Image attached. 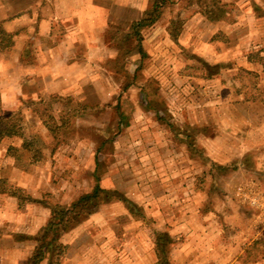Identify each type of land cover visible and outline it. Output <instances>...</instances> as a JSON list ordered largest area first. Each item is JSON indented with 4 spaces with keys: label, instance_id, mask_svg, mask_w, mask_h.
Returning <instances> with one entry per match:
<instances>
[{
    "label": "rangeland",
    "instance_id": "1",
    "mask_svg": "<svg viewBox=\"0 0 264 264\" xmlns=\"http://www.w3.org/2000/svg\"><path fill=\"white\" fill-rule=\"evenodd\" d=\"M109 1L105 2L106 7ZM149 2L141 1L143 10ZM222 2L234 5L230 17L233 24L214 25L200 15L190 18L191 12L188 11L184 16L188 20L180 29L176 41L170 39L169 20L173 14H178L181 7L167 11L163 19L144 35L148 57L142 62L137 83L148 84L158 92L154 99L168 119L175 118L181 127V117L187 118L191 126L204 129L206 134L203 132L200 135L198 143L213 159L224 164L239 161L246 165L239 171V183L232 192L234 205L253 211L246 220H239L237 214L233 215L231 248L241 255L255 244L260 247L264 244V217L238 197L239 190L247 186L251 187V197L257 198V193L264 196V0ZM99 4L102 7L90 6L81 10L88 11L85 17L89 23L83 24L88 25V31L84 36L92 37L96 45L100 40L101 50L104 38L97 39L98 35L106 33L110 37L113 33L107 29V8L103 7V1ZM253 5L257 12L252 9ZM182 19L180 13L176 23H181ZM13 36L9 35L8 48L0 52V85L13 88L7 92L0 90V97L4 100L3 113L20 118L23 141H31L32 148L19 151L14 158L7 156L8 143L0 147V242L3 241L0 243V264H26L32 249L29 237L38 234L49 215L48 209L41 203L71 204L95 187V170L100 185L123 193L141 209L144 220L136 221L121 203L115 202L100 207L84 225L67 231L59 228L60 264H153V232L169 228L172 235L182 233L190 237L189 245L206 244L212 247L209 235L213 237L215 234L211 229L213 222L209 227L198 229L197 225L201 222H192L190 217L185 216L193 212L185 210V205H190L189 191L198 177L207 178L203 174L207 166L195 163L167 129L155 121L140 90L131 91L124 100L123 111L133 115L132 126L116 137L111 127L116 125L117 117L111 110L75 119L72 109L75 103L86 101V97L89 101L96 100L94 94L101 89L105 90L106 96H110L109 99L117 98L120 92L118 82L100 71L97 61H101V56L97 51L69 56L75 60V64L69 67L71 69L63 70L61 64L70 60L68 56L56 63V71L45 68V74L58 77L60 81L68 73L73 75L82 70V78L78 86H74L73 94L64 98L45 91L39 69L33 67L25 72L21 65L13 61L17 59L10 57ZM106 41L109 43L108 37ZM91 42L93 44L92 39ZM112 55L113 52L107 51V58ZM247 55L252 56L250 60L255 65L247 64ZM35 59L30 55L26 61L32 63ZM138 61V54H132L127 71L132 73L138 68ZM199 61L203 63L200 65ZM239 69L257 71L254 73L259 74L258 87H254L252 76L243 72L242 81L238 84L241 95L236 94L237 85L235 92H231L233 76L238 74ZM217 71V75L221 74L229 81L220 85L214 78L205 79ZM85 73L91 74L88 77L84 76ZM71 79L77 80L75 77L68 80ZM21 87L28 92L22 98L16 90ZM36 95L38 98L45 96L47 100L60 99L50 104V111L57 119L55 126L62 125L56 130L55 138L50 133L48 137L39 133V130L47 129L41 127V121L35 120L38 107L23 100L34 99ZM224 97L237 98L239 104L225 107ZM238 131L244 133L242 137L237 136ZM105 132L107 137L103 136ZM104 138L107 143L98 150ZM228 205L231 208L230 202ZM217 210L222 216L229 212L219 207ZM215 228H219L217 223ZM23 239L24 244H17ZM192 253L185 258L180 251L175 256L176 263L193 260L196 256ZM219 255L213 254L209 262L219 264L222 259ZM201 257L202 261L209 260L205 252L201 253ZM261 257V253H254L241 264H253ZM228 261L229 264H237L236 258L229 257Z\"/></svg>",
    "mask_w": 264,
    "mask_h": 264
},
{
    "label": "trees",
    "instance_id": "2",
    "mask_svg": "<svg viewBox=\"0 0 264 264\" xmlns=\"http://www.w3.org/2000/svg\"><path fill=\"white\" fill-rule=\"evenodd\" d=\"M149 1L148 7L141 13L140 17L136 21L130 23L122 29L115 26H109L107 29L110 31L112 30L113 33L110 37L105 33L103 47L101 48L102 55L100 63L102 70H104L107 75L112 76L113 80L117 81L118 84L121 85L118 97L115 101L104 104L77 102L72 108L74 109V118H79V116L99 115L107 110H111L117 117L116 125L111 127V130L114 131V136L117 137L122 131H125L132 126L131 119H133V115H127L124 113V100L128 98L127 95L131 91L140 90V94L145 99L146 108L148 111L153 112L156 119L155 121L167 129V132L172 135L173 140L185 149L186 153L193 158L192 160L195 161V163L199 162L201 165L207 166L206 171L203 172V174H206L205 176L207 178L201 176L198 177L194 186H192L189 191L190 195H188V197L190 196V205L189 207H186L185 205V210L190 209L193 212L192 214H185V216L190 217L192 222L200 221L201 223L197 225L198 229L206 226L209 227L211 221L213 222L214 225L211 229L215 234L213 237L209 235L210 243L213 244L211 250L209 251L206 249L208 247L206 244H198L196 246L189 245L190 242L188 241L190 237H187L182 233L172 235L170 228L168 230H160L155 233L153 232V255L155 258V262L153 264H177L175 256L180 251L185 255V258H189L188 255L192 252V254L196 256L193 260H185L184 264H211L212 262H209V258L213 257V254H220L219 256H222L219 264H229V257L231 259L236 258L237 264H241V262L248 261L249 257L254 253H261L262 257L254 261L253 264H263L264 244L262 247L255 244L251 249L245 251L241 255H239L235 249L231 248V238L234 233L232 232L233 215L237 214L239 220H246L253 213V211L248 207L243 208L242 206L234 205V200L232 199L233 189L239 183V171L245 168L246 165L241 164L239 161L224 164L220 163L218 159H213L204 147L198 143V138H201L200 135L205 132L204 129H200L199 127L198 129L197 127L191 126L187 118L181 117V127L180 124L176 122L177 120L175 118L168 119L167 116L162 113V110L158 108L160 104L154 99L155 94L158 96V92L153 91L150 86L148 87V84L137 83L138 73L142 62L148 57L144 44V35L163 19L167 11H171L174 7H181V10H178V14H173V17L169 20V27H171V30L169 31L170 39L172 41H176L178 35L181 33L180 29L186 23L185 21L188 20V18H184L188 11L191 12L190 18L195 15H200L214 25H231L233 22L230 21V17L233 15L234 5L225 4L222 0ZM252 9L255 10L254 5L252 6ZM255 12L257 11L255 10ZM180 13L181 18L183 19L179 25L177 24V19ZM2 25L3 23L0 22V51L8 48L9 46L7 43L9 35L5 33ZM107 37L109 38V43L106 41ZM107 51L108 53L113 52L112 57L107 58ZM133 53H136L139 56L137 64L139 67L136 68L133 73H130L127 71L126 66L130 63V57ZM122 57H124V60ZM251 57L247 55V64L255 65V63L250 60ZM200 63L203 62L199 61V64ZM208 68V65H206V69ZM109 70L111 72H109ZM243 72L244 74L247 73L246 75L252 76L251 79L254 82V87H258V84L260 83L259 74L254 73L257 71L252 72L239 69L238 74L233 76L231 92H235L234 87L237 85L236 94L241 95V93H239L240 89L238 84L242 81L241 74ZM217 74L218 71L216 74L206 76L205 79L214 78L219 81L220 85L224 81L228 80L227 78L224 79L221 74ZM48 96L51 97L50 95ZM56 100L60 99H56L55 97L52 100H47L44 96L39 97L38 101L35 103L36 107H38L36 114L41 121L42 126L47 129L53 138L57 135L56 130L62 128V125L59 127L55 126L57 119L50 111L51 102L53 103V101ZM238 100L239 99L237 98L228 99L224 97L223 105L225 107H228V105L237 106L239 104ZM258 100H253V102H258ZM67 126L68 125H66L65 128ZM238 128L239 127H237V129ZM243 134V132H237V136L242 137ZM103 136L107 137L106 132ZM23 137L20 118L18 119L16 116H6L3 113V104L0 97V147L3 143H8L7 156L15 158L19 151H28L32 148V143H30L31 141L25 142L23 141ZM106 140L107 139L105 138L103 139V142L99 146L100 148H97L98 150L102 149L106 145ZM18 141H20L19 146H17ZM97 164L98 163L96 162L95 165L98 166ZM97 173V170H95V187L92 190L81 194L71 204L64 206L62 204L52 205L45 202L41 203V205L48 209L49 215L47 223L37 232L38 234L33 237H29V240L32 241V249L31 255L26 261V264H60L61 245L59 228L67 231L79 225H84L102 206L119 202L133 219L136 221L144 220L141 209L133 201L125 197L123 193L116 189H109L101 186ZM1 192L2 191L0 190V193ZM12 197L14 198L17 196L12 195ZM191 197H193L192 201ZM229 202L231 208L228 205ZM218 207L226 209V211L229 212L222 216L217 210ZM186 220L188 219L186 218ZM216 223L219 225L218 229L215 228ZM202 252H205L206 256H208L207 258L209 260L206 262L202 261Z\"/></svg>",
    "mask_w": 264,
    "mask_h": 264
},
{
    "label": "crops",
    "instance_id": "3",
    "mask_svg": "<svg viewBox=\"0 0 264 264\" xmlns=\"http://www.w3.org/2000/svg\"><path fill=\"white\" fill-rule=\"evenodd\" d=\"M102 1L103 7L104 5L106 7L107 5L105 2L107 0ZM102 1L70 0L64 2L60 0H48L45 2L44 0H0V22L3 23L2 26L5 33L8 35H14L13 37H15L12 41L14 44L11 47L10 57H16L17 59L13 61H16L21 65L25 72L30 71L29 69H33V67L39 69L41 72L40 76H42L44 80V87H46V90H43L52 94L57 93L59 94V97L65 96L64 98H66V96H70V94H73L74 86H78L79 80L82 78V70L73 75L72 72H70L66 75L67 77H65V79L60 81L58 77L55 78L54 76L52 77L51 74H45V68L46 70H49L50 68L52 71H56V69H54L56 63H58V61L60 62L62 57L66 58L68 56L69 58V56H80L93 53L94 51H97V54L99 53L98 55H102V50H99L100 40L96 45L92 37L84 36V33L88 31V25L83 26L85 22L89 23L85 17L88 16V11L83 12L81 10L90 6H93L92 8H100L102 7V4L100 5L99 3ZM141 1L142 0H110L108 7H106L108 18L105 19L108 27L115 26L117 28H124L130 23L136 21L145 10H143V7L141 6ZM95 3L98 4L94 5ZM90 13L91 16H93L92 11H90ZM102 14L104 15V10L102 11ZM101 35L102 34H99L97 39L105 37V34ZM88 49L90 50L88 51ZM0 52H2V50ZM134 54L135 53H133V55ZM30 55L36 58L32 63L26 61V58ZM69 59L68 62L61 63L63 70H66V68L75 64L74 59ZM97 64L100 67V71L105 73V71L102 70L100 61H97ZM90 74L91 73H85L84 76L89 77ZM70 77H75L77 80L75 79L76 81H73V79H71V81H69L68 79ZM11 88L13 87H4V85H0V90L4 92H7ZM96 88L99 87H95V89ZM16 90L19 92V95H21V98L28 94L24 87ZM104 91V89H101L97 94H94L96 96L95 98H97L96 100L89 101L90 99L86 97V101L80 102L104 104L111 102L116 98L109 99L110 96H106ZM23 100H27L30 104H35L38 101V95H36L34 99ZM1 102L2 104L4 102L2 97ZM35 117V120L40 121L38 116ZM41 127L44 128V126ZM39 133L43 135L45 134L46 137L49 136V132L44 129L39 130ZM19 145L20 144L18 143L17 146ZM18 243L24 244V239L17 241V244ZM206 249L210 251L211 247L208 246Z\"/></svg>",
    "mask_w": 264,
    "mask_h": 264
},
{
    "label": "built area",
    "instance_id": "4",
    "mask_svg": "<svg viewBox=\"0 0 264 264\" xmlns=\"http://www.w3.org/2000/svg\"><path fill=\"white\" fill-rule=\"evenodd\" d=\"M249 189H251L250 186L244 187L242 189L239 190L238 193V197L240 198V200L242 201V203H247L250 205L251 208H253L254 210H256L259 213V216H261L262 218L264 217V196H259L257 193V198L256 197H251L249 195ZM258 216V217H259ZM255 217V218H258Z\"/></svg>",
    "mask_w": 264,
    "mask_h": 264
}]
</instances>
